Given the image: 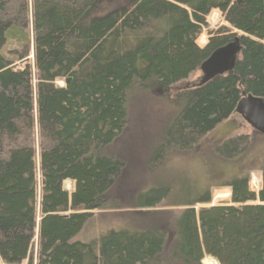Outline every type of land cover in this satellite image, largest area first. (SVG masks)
<instances>
[{
	"label": "trees",
	"instance_id": "trees-1",
	"mask_svg": "<svg viewBox=\"0 0 264 264\" xmlns=\"http://www.w3.org/2000/svg\"><path fill=\"white\" fill-rule=\"evenodd\" d=\"M236 38L231 73L172 93ZM155 88L175 116L150 174L195 150L243 96L264 102V0H0V264H264V158L258 190L248 171L213 184L181 169L132 204L108 199L126 165L103 151L132 97ZM251 145L237 135L212 153L233 161ZM219 187L229 197L215 203ZM121 209V227L78 240L94 212Z\"/></svg>",
	"mask_w": 264,
	"mask_h": 264
},
{
	"label": "rangeland",
	"instance_id": "rangeland-1",
	"mask_svg": "<svg viewBox=\"0 0 264 264\" xmlns=\"http://www.w3.org/2000/svg\"><path fill=\"white\" fill-rule=\"evenodd\" d=\"M127 1L129 0H103V3L109 10L122 6ZM210 21L212 23L217 21L215 13L210 16ZM200 77L199 71L192 73L187 81L175 85L172 93L194 86ZM58 85L62 86L63 83L58 82ZM162 96L163 92L155 88L151 90L150 96L139 94L132 97L124 133L103 151L104 155L119 159L126 165L114 188L107 193L108 199L114 200V205L132 204L134 194H145L150 190L151 183H157L162 176L166 177L177 173L180 175L181 169H189L195 175L204 177L213 184L226 180L233 174L248 171L250 183L256 190L259 189L260 173L255 169L264 158V136L253 130L236 112L208 134L190 154L174 155L169 159V162L161 163V170L155 169L150 174L148 166L153 149L164 132L170 127L175 116V112H172L167 104L161 100ZM237 135L251 136L252 145L248 152L233 161L217 159L212 153L213 147ZM64 188L70 192L72 184L65 182ZM212 194L215 195V203L229 197L226 187L213 189ZM129 212L130 209L94 212L93 217L78 236V240L87 243L98 239L101 234L107 232V229L121 227L125 218L124 215ZM153 212L169 213L165 214V217L169 218L178 214L177 209H164L162 207L156 208ZM212 261L216 264L214 260ZM202 264L204 263L202 262Z\"/></svg>",
	"mask_w": 264,
	"mask_h": 264
},
{
	"label": "water",
	"instance_id": "water-1",
	"mask_svg": "<svg viewBox=\"0 0 264 264\" xmlns=\"http://www.w3.org/2000/svg\"><path fill=\"white\" fill-rule=\"evenodd\" d=\"M239 53L240 45L237 38L214 51L199 67L201 77L197 86L204 85L216 77L231 73ZM65 82L68 84L70 80L66 79ZM236 113L253 130L264 136V102L262 100L251 96H243L237 105Z\"/></svg>",
	"mask_w": 264,
	"mask_h": 264
},
{
	"label": "bare ground",
	"instance_id": "bare-ground-1",
	"mask_svg": "<svg viewBox=\"0 0 264 264\" xmlns=\"http://www.w3.org/2000/svg\"><path fill=\"white\" fill-rule=\"evenodd\" d=\"M202 262H203L204 264H214V262H213L211 259H209V258L204 259ZM212 262H213V263H212Z\"/></svg>",
	"mask_w": 264,
	"mask_h": 264
}]
</instances>
